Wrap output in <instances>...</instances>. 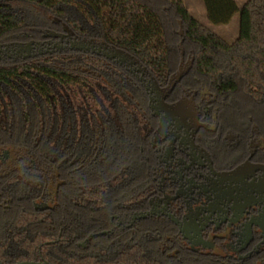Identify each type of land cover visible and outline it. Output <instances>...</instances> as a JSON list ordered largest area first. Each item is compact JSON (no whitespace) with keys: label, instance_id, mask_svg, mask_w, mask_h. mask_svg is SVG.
Segmentation results:
<instances>
[{"label":"trees","instance_id":"16d2710c","mask_svg":"<svg viewBox=\"0 0 264 264\" xmlns=\"http://www.w3.org/2000/svg\"><path fill=\"white\" fill-rule=\"evenodd\" d=\"M202 1L213 25L238 14L233 43L196 21L182 0H0V44L68 29L165 83L178 59L175 26L209 89L264 106V0H248L241 8L233 0ZM151 127L140 82L110 59L54 51L0 62V137L85 178L69 195V204L84 205L85 213L136 207L143 194L137 144ZM68 215L64 227L57 223L64 221L61 214L54 219L55 230L47 234L30 228L28 213L8 221L0 234V263L162 264L148 249L150 233L96 236L80 250L76 242L92 228L76 210ZM48 240L55 242L43 243Z\"/></svg>","mask_w":264,"mask_h":264},{"label":"flooded vegetation","instance_id":"af4514ba","mask_svg":"<svg viewBox=\"0 0 264 264\" xmlns=\"http://www.w3.org/2000/svg\"><path fill=\"white\" fill-rule=\"evenodd\" d=\"M89 42L100 52H82L106 58L108 48L49 31L37 40L0 44V62L79 51ZM110 60L140 82L152 121L137 144L142 198L136 207L85 213L84 205L69 204L85 178L0 137V234L24 213L35 233L47 234L60 214L64 227L76 210L92 228L76 242L82 251L92 237L150 233L148 249L162 264H264V106L213 92L186 48L165 83L121 53Z\"/></svg>","mask_w":264,"mask_h":264},{"label":"rangeland","instance_id":"374dc122","mask_svg":"<svg viewBox=\"0 0 264 264\" xmlns=\"http://www.w3.org/2000/svg\"><path fill=\"white\" fill-rule=\"evenodd\" d=\"M186 10L190 15L199 23L204 25L212 33L221 37L227 43H233L238 37V14H235L230 22L225 25H213L208 22L206 17V11L202 0H182ZM236 5L241 8L248 0H233ZM173 32L177 36L176 45L179 50H184L185 47L182 44V37L179 34V29L175 26L172 28ZM187 51V49H186ZM179 54V53H178Z\"/></svg>","mask_w":264,"mask_h":264},{"label":"water","instance_id":"95a60500","mask_svg":"<svg viewBox=\"0 0 264 264\" xmlns=\"http://www.w3.org/2000/svg\"><path fill=\"white\" fill-rule=\"evenodd\" d=\"M65 33L66 35L70 34V31L68 29H65ZM80 44V43H77ZM84 44V42H82V45ZM76 50H83V51H97L100 52V47H98L97 49H95L94 44H92L91 42L88 43V46H78L75 48ZM115 50H110L108 52L103 53V55L107 58V59H113L115 57H117V55L119 54L118 51L114 52ZM1 264V263H0ZM17 264H47V263H36V262H21V263H17Z\"/></svg>","mask_w":264,"mask_h":264}]
</instances>
